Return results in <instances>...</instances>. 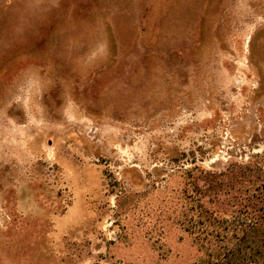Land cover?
<instances>
[{"label": "rangeland", "instance_id": "374dc122", "mask_svg": "<svg viewBox=\"0 0 264 264\" xmlns=\"http://www.w3.org/2000/svg\"><path fill=\"white\" fill-rule=\"evenodd\" d=\"M261 157L264 0H0V264L198 263Z\"/></svg>", "mask_w": 264, "mask_h": 264}, {"label": "trees", "instance_id": "16d2710c", "mask_svg": "<svg viewBox=\"0 0 264 264\" xmlns=\"http://www.w3.org/2000/svg\"><path fill=\"white\" fill-rule=\"evenodd\" d=\"M205 175L208 204L194 199L184 229L202 253L194 264H264V159Z\"/></svg>", "mask_w": 264, "mask_h": 264}]
</instances>
